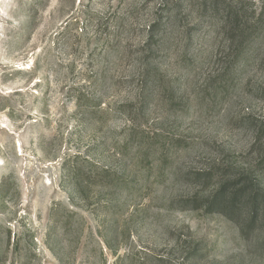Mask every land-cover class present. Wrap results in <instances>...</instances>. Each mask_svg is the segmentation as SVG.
Here are the masks:
<instances>
[{
  "label": "rangeland",
  "instance_id": "374dc122",
  "mask_svg": "<svg viewBox=\"0 0 264 264\" xmlns=\"http://www.w3.org/2000/svg\"><path fill=\"white\" fill-rule=\"evenodd\" d=\"M0 264H264V0H0Z\"/></svg>",
  "mask_w": 264,
  "mask_h": 264
},
{
  "label": "trees",
  "instance_id": "16d2710c",
  "mask_svg": "<svg viewBox=\"0 0 264 264\" xmlns=\"http://www.w3.org/2000/svg\"><path fill=\"white\" fill-rule=\"evenodd\" d=\"M236 194H237V193H236ZM215 201H218V202H215L216 205H219V204L223 203V202H221V200H218V199L215 200ZM237 201H238L237 196H234L233 199H232V201H231L230 203L232 204V206H234V204L237 203ZM235 205H236V204H235ZM214 211H216V209H215ZM218 211H220V210H218Z\"/></svg>",
  "mask_w": 264,
  "mask_h": 264
}]
</instances>
